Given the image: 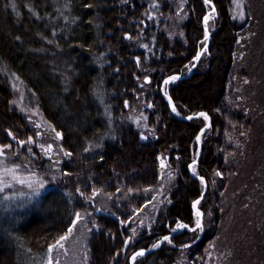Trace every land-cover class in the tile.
<instances>
[{"label":"trees","instance_id":"16d2710c","mask_svg":"<svg viewBox=\"0 0 264 264\" xmlns=\"http://www.w3.org/2000/svg\"><path fill=\"white\" fill-rule=\"evenodd\" d=\"M209 1L216 7L217 27L194 73L182 78L205 46L209 6L204 0H188L186 46L182 41L173 45L163 21L142 16L165 14L172 9L167 0H0V70L31 93L68 156L57 185L45 190L29 213L17 216L18 222L2 224L0 264H36L67 234L94 191L127 198V203L122 217H97L90 264H131L134 253L157 247L178 226L197 225L193 204L204 185L189 167L198 158L197 138L207 120H181L172 113L168 95L179 116L205 112L212 120L194 172L208 183L200 203L204 229L224 220L220 194L231 182L230 172L236 173L239 147L254 124L232 83L242 29L232 18L233 0ZM8 74L0 73V148L20 160L27 151L21 144L31 140L33 129L14 107ZM175 76L181 78L163 93L165 80ZM135 112L145 115L147 141L132 122ZM161 160L176 183L151 231L134 237L130 210L156 201L152 194L160 187ZM211 231H205L203 243L210 241ZM195 235L186 230L135 264H203L197 253L186 254Z\"/></svg>","mask_w":264,"mask_h":264},{"label":"rangeland","instance_id":"374dc122","mask_svg":"<svg viewBox=\"0 0 264 264\" xmlns=\"http://www.w3.org/2000/svg\"><path fill=\"white\" fill-rule=\"evenodd\" d=\"M204 1L209 6L208 12L212 11L209 0ZM167 2L172 9L165 14L142 16L158 18V23L163 21V29L173 45L177 41L184 43L186 24L191 17L187 10L188 0ZM231 14L233 20L242 26L238 33L232 83L236 85L240 107L252 119L254 126L246 142L239 147L236 173L230 172L231 182L224 194L223 191L219 193L223 198L217 205L222 206L224 220L219 224L208 222L205 229L203 222L200 229L193 231H197V235L187 246L191 250L186 254L197 253L198 261L203 260V264H264V0H233ZM216 15L217 12L207 18L211 37L217 27L213 23ZM205 34L203 48L209 40L206 30ZM4 72L0 70L1 74H8ZM8 75L14 93V107L28 120L33 130L31 140L21 144L29 152L25 151L23 157L18 156L20 160L0 148V228L4 223L18 222L19 217L29 213L45 190L57 185L62 176V164L68 159L60 135L46 121L31 93L17 77ZM131 117L142 139L147 141L145 115L135 112ZM36 157L38 161H34ZM161 167L160 187L152 194L156 201L145 204L142 210H130L134 237L144 230L150 232L160 208L169 202L176 177L165 160H161ZM215 185L216 190L220 189L219 184ZM84 203L85 208L78 211L67 234L40 255L36 264H90V242L99 230L97 217L104 214L122 217L127 198L94 191ZM208 229L214 230L209 233L212 238L203 243Z\"/></svg>","mask_w":264,"mask_h":264},{"label":"water","instance_id":"95a60500","mask_svg":"<svg viewBox=\"0 0 264 264\" xmlns=\"http://www.w3.org/2000/svg\"><path fill=\"white\" fill-rule=\"evenodd\" d=\"M208 3H210L213 7V10L208 12L207 13V16L205 17L204 19V27H205V30L207 32V38L209 39L208 40V44L206 45L205 48H203L202 50H200L198 56H197V60L195 61V64L194 66L190 69L189 71V74L187 76H184L182 78H189L193 73H194V70L196 68V66L199 64V59L201 58V56L204 54L205 50L207 48H209V45H210V42H211V34L208 30V26H207V18L209 15H211L212 13H216V7L215 5L208 1ZM176 78H181L180 76H175ZM174 77V78H175ZM168 82L171 83V79H168ZM168 101H169V107L172 111V113L174 115H176L178 118H180L181 120L183 121H190V120H193V119H198V118H201V117H205L208 119V123L207 125L200 131L199 135H198V138H197V142H198V149H199V155H198V158L197 160L192 163L189 167V170H190V174L192 177H194L196 180H202L204 182V187H205V191L203 193V195L196 201L194 202L193 204V209H194V212H199L200 213V217H199V221H198V224L195 226V228H191L189 225H184L181 227V230L180 231H174L173 233H171L169 236L163 238L160 242H159V245L155 248H151V249H141L139 251H137L136 253H134L131 258H130V262L131 264H135L136 260L139 258V257H146L148 255H150L151 253H153L154 251L156 250H159L160 247L165 243L166 240L170 239V238H173L175 236H177L178 234L184 232L185 230H188L190 229L191 231H195L197 229H200L203 225V222H204V215H203V212L199 209L198 207V204L200 202H202V200L205 198L207 192H208V183L206 181L205 178H202L200 176H197L195 173H194V166L198 165L199 162H200V158L202 156V153H203V150H202V135L211 128V125H212V120L210 118V116L203 112V113H199V114H196V115H190V116H187V117H181L178 115V113L176 112L175 110V103L173 101V99L170 97V95H168Z\"/></svg>","mask_w":264,"mask_h":264},{"label":"flooded vegetation","instance_id":"af4514ba","mask_svg":"<svg viewBox=\"0 0 264 264\" xmlns=\"http://www.w3.org/2000/svg\"><path fill=\"white\" fill-rule=\"evenodd\" d=\"M202 57V56H201ZM197 68V67H196ZM190 69H191V67H190ZM185 71H186V69H184V73H185ZM190 71V70H189ZM168 79H171V83L174 81L175 82V79L176 78H174V77H169V78H167L166 80H165V82H164V84H163V93H165V89L166 88H168V86L170 85V83L168 82ZM167 91H168V89H167Z\"/></svg>","mask_w":264,"mask_h":264}]
</instances>
